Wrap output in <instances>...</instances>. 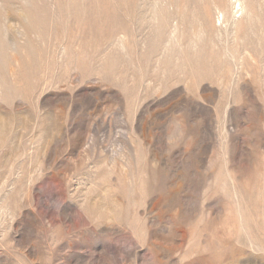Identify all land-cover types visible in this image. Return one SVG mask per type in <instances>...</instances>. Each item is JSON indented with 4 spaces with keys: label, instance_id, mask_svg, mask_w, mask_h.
<instances>
[{
    "label": "rangeland",
    "instance_id": "rangeland-1",
    "mask_svg": "<svg viewBox=\"0 0 264 264\" xmlns=\"http://www.w3.org/2000/svg\"><path fill=\"white\" fill-rule=\"evenodd\" d=\"M0 0V264H264V0Z\"/></svg>",
    "mask_w": 264,
    "mask_h": 264
},
{
    "label": "bare ground",
    "instance_id": "bare-ground-1",
    "mask_svg": "<svg viewBox=\"0 0 264 264\" xmlns=\"http://www.w3.org/2000/svg\"><path fill=\"white\" fill-rule=\"evenodd\" d=\"M235 3H236L237 5H240L239 0H235Z\"/></svg>",
    "mask_w": 264,
    "mask_h": 264
}]
</instances>
